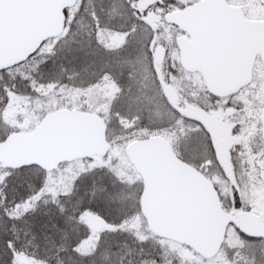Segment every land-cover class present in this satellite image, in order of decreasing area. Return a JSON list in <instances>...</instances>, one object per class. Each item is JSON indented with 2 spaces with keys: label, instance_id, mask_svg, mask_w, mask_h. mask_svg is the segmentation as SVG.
<instances>
[{
  "label": "snow or ice",
  "instance_id": "obj_1",
  "mask_svg": "<svg viewBox=\"0 0 264 264\" xmlns=\"http://www.w3.org/2000/svg\"><path fill=\"white\" fill-rule=\"evenodd\" d=\"M0 264H264V0H0Z\"/></svg>",
  "mask_w": 264,
  "mask_h": 264
}]
</instances>
